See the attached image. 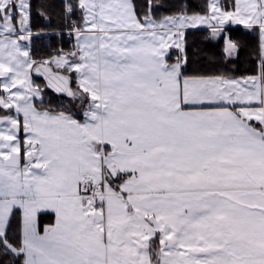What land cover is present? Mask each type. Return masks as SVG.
I'll list each match as a JSON object with an SVG mask.
<instances>
[{
	"label": "snow or ice",
	"instance_id": "1",
	"mask_svg": "<svg viewBox=\"0 0 264 264\" xmlns=\"http://www.w3.org/2000/svg\"><path fill=\"white\" fill-rule=\"evenodd\" d=\"M34 10L67 49L33 50ZM0 264H264V0H0Z\"/></svg>",
	"mask_w": 264,
	"mask_h": 264
},
{
	"label": "trees",
	"instance_id": "2",
	"mask_svg": "<svg viewBox=\"0 0 264 264\" xmlns=\"http://www.w3.org/2000/svg\"><path fill=\"white\" fill-rule=\"evenodd\" d=\"M170 2L176 3L177 0H170ZM193 2L202 5L204 0H193ZM33 3L37 7H39L40 4L47 3L58 5L59 0H33ZM195 10L200 11L201 9L197 8ZM60 23L61 21L58 15L53 14L51 19H45L34 10L32 27L34 32L40 33L39 36H35L33 39L32 47L34 51L40 55H46L47 53L54 51L57 46H63L65 49L70 46L66 39L61 42L59 37L52 34L53 30H59ZM226 29L228 30L229 36L240 41L244 45V48L242 49L243 54L239 63L235 65L234 74L237 76L252 74L254 68L258 65V61L254 64L253 61L256 59L255 55L249 56V53L255 49L258 37L255 33L244 29L243 27H229ZM186 41L189 55L193 60V66L195 68L205 72H213L220 66L219 57L222 54L223 43L222 40H213L211 38L210 29H189L186 32ZM73 75H75V73H73ZM34 79L37 83H45L41 79ZM46 91L54 108L61 105L65 108H71V103H69L70 98L57 95L50 89H46ZM72 111L76 114L77 118L82 119L79 114V106L72 108ZM40 223L42 227L52 224L54 223V216L52 214H44L41 217Z\"/></svg>",
	"mask_w": 264,
	"mask_h": 264
},
{
	"label": "crops",
	"instance_id": "3",
	"mask_svg": "<svg viewBox=\"0 0 264 264\" xmlns=\"http://www.w3.org/2000/svg\"><path fill=\"white\" fill-rule=\"evenodd\" d=\"M229 27H243L242 25H227L226 28H229ZM200 28H204V29H209L207 27H200ZM196 29H199V28H196ZM189 30V29H188Z\"/></svg>",
	"mask_w": 264,
	"mask_h": 264
},
{
	"label": "water",
	"instance_id": "4",
	"mask_svg": "<svg viewBox=\"0 0 264 264\" xmlns=\"http://www.w3.org/2000/svg\"><path fill=\"white\" fill-rule=\"evenodd\" d=\"M34 78L43 80L42 77H34ZM43 81H44V80H43ZM44 82H45V81H44ZM45 83H46V82H45ZM50 90H51V89H50ZM51 91H52V90H51ZM54 93H55V92H54ZM55 94L62 96L61 94H58V93H55Z\"/></svg>",
	"mask_w": 264,
	"mask_h": 264
}]
</instances>
